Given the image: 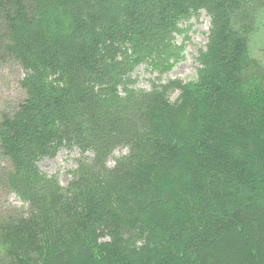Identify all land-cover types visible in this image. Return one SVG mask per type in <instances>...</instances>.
I'll list each match as a JSON object with an SVG mask.
<instances>
[{
    "label": "trees",
    "instance_id": "1",
    "mask_svg": "<svg viewBox=\"0 0 264 264\" xmlns=\"http://www.w3.org/2000/svg\"><path fill=\"white\" fill-rule=\"evenodd\" d=\"M261 8L0 0V65L22 93L0 109V198L21 203L0 201V264H264ZM201 10L195 79H162ZM139 65L157 73L148 89ZM63 150L79 153L66 186L38 166Z\"/></svg>",
    "mask_w": 264,
    "mask_h": 264
},
{
    "label": "rangeland",
    "instance_id": "2",
    "mask_svg": "<svg viewBox=\"0 0 264 264\" xmlns=\"http://www.w3.org/2000/svg\"><path fill=\"white\" fill-rule=\"evenodd\" d=\"M209 25V17L204 10H201L197 16H192L188 21L181 25L183 32L176 33L174 43L180 47L178 60L173 68L167 73L161 75L162 79H179L188 82L195 79L198 63L196 57L199 49H203L206 43V33ZM251 56L255 59H264V8L259 9L254 21V32L250 38ZM157 73L146 68L145 65H139L133 72L136 80V87L148 89L151 80ZM21 73L17 66L0 65V109H5L10 103L18 101L22 93L18 87V79ZM177 92L172 93L171 100H174ZM126 153L125 149H116L112 154V159L107 163L112 166L113 159ZM79 153L76 150L60 151L52 159L44 158L38 166L42 172L48 175H55L62 186H66L71 179V171L76 167V158ZM11 206L21 205L18 198L9 194L0 198Z\"/></svg>",
    "mask_w": 264,
    "mask_h": 264
}]
</instances>
